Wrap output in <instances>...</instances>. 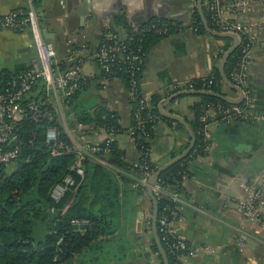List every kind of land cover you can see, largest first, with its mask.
Segmentation results:
<instances>
[{
	"label": "crops",
	"instance_id": "1",
	"mask_svg": "<svg viewBox=\"0 0 264 264\" xmlns=\"http://www.w3.org/2000/svg\"><path fill=\"white\" fill-rule=\"evenodd\" d=\"M31 1L40 14L41 24H45L42 30L53 33L50 39L57 58L65 61L66 66L79 65L80 72L89 76L99 72L96 53L111 36L127 37L156 19L169 20L174 26L172 31L150 43L141 72L145 96L151 98L159 93L160 101L175 92L177 82L213 76V69L219 67L224 51L233 42L232 37L198 28L197 0H0V13L26 8ZM218 1L226 9L220 20H235L253 35L248 84L258 118L227 121L217 117L209 121L206 153L193 154L187 160L190 176L182 183L184 202L174 227L194 248L181 264H264V0H250L245 10L235 11L231 9L237 0ZM203 4L209 22L219 29L220 21L212 13L210 0H203ZM39 59L40 50L31 28L20 31L0 27V73L8 70L16 74ZM102 81L107 84L105 87L91 83L83 90L82 99L92 106L106 104L119 111L125 129L116 134L115 140L125 158L134 162L140 151L128 131L133 105L129 92L119 78ZM223 89L232 96L239 94L226 83ZM199 100V94H182L166 108L183 115L193 125L194 105ZM66 118L67 115L62 117L70 134ZM179 123L161 118L154 128L150 157L156 164L169 161L189 144V130ZM76 134H70L73 143L78 138ZM106 135L104 127H92L86 137L100 142ZM119 170L123 178L119 228L74 252L61 264H162L144 235H152V231L144 228L143 211L139 209L133 221L127 223L125 198L136 192L132 200L138 204L140 190L128 181L129 174ZM251 187H261L258 206L262 213L256 219L246 217L239 207L240 199L249 194ZM120 233H125L124 243L117 241L122 239Z\"/></svg>",
	"mask_w": 264,
	"mask_h": 264
},
{
	"label": "trees",
	"instance_id": "2",
	"mask_svg": "<svg viewBox=\"0 0 264 264\" xmlns=\"http://www.w3.org/2000/svg\"><path fill=\"white\" fill-rule=\"evenodd\" d=\"M203 6L207 15V8L204 4ZM196 15L199 19L198 28L206 31L197 10ZM155 23L157 25L152 26ZM163 24L167 27L165 33L159 30V26ZM173 27L169 20L162 18L154 20L149 25L140 26L138 30L128 34L127 40L130 45L135 49L141 47L146 53L141 68L136 74L139 82L150 43L169 34ZM241 46L242 44L229 56L226 63V72L231 79L233 78L231 71ZM96 62L99 72L93 76L82 74L79 87L67 97L66 120L71 126L76 125L77 122H83L94 127L114 129L118 133L125 129L119 111L106 104L92 106L82 99V92L93 82H97L100 87H105L107 84L102 80L113 78L121 79L129 92L131 66L116 59L109 71L101 65L97 57ZM59 64L61 68L67 67L63 60H59ZM17 75L18 73L13 74L3 70L0 73V92L8 85L16 84ZM211 76L193 79L195 87L209 86L224 92V81L218 66L213 69V82L210 83ZM44 87V81L39 79L30 95L32 97L46 96ZM199 97L200 100L194 105L195 119L192 122L197 134L193 149L185 158L175 162L159 175V181L171 190H182L183 176L188 172V158L193 154L206 153L208 139L204 134L205 121L201 119V115L205 112L208 103H213L216 108L219 105H230L229 101L213 95L199 94ZM160 99L159 93L152 94L150 110L161 118L172 121L159 111ZM129 100L133 104L131 125H135L137 122L135 113L138 110L146 113L148 108L139 109L137 100L130 94ZM44 106L51 110V117L42 115L33 118L26 115L16 122L9 145L17 146L19 153L11 166H8L11 164L9 163L2 164L0 167V264H61L74 252L91 245L100 236L115 233L121 224L122 211L121 180L123 178L120 176L119 169L122 172L132 171L139 174L141 167L135 164L144 162L143 154L134 162L128 161L115 140L111 143V152L106 162L85 155L82 161L84 167L82 176L72 169L77 154L72 150L73 141L66 130L56 102L53 98L45 97ZM49 126H56L60 130V141L67 147L58 154L52 153V144L46 139V130ZM153 131L154 129H151V137ZM136 138L138 147L144 151L150 149V138H145L141 132L136 134ZM145 158L151 169L158 168L159 165L151 159L150 155H145ZM67 174H72L75 182L63 198L56 202L51 196V190ZM132 178L134 181H131ZM131 179L129 178L128 181L132 185L135 184V188L143 189L135 177ZM175 204V201L166 196L160 197L159 215L164 206L174 207ZM74 219H87L88 222L77 224L73 222ZM162 241L167 249L170 264H180L181 261L177 255L169 249L164 239ZM148 242L149 247L157 253L162 262L153 234Z\"/></svg>",
	"mask_w": 264,
	"mask_h": 264
},
{
	"label": "built area",
	"instance_id": "3",
	"mask_svg": "<svg viewBox=\"0 0 264 264\" xmlns=\"http://www.w3.org/2000/svg\"><path fill=\"white\" fill-rule=\"evenodd\" d=\"M250 4V0H237L236 6L233 5L232 11L240 8L245 10ZM210 8L218 21H220V30L237 31L241 36L240 44H242L240 51L237 54V61L231 71L232 80L241 85L245 92L244 100L241 103H231L229 106L219 105L217 108L214 104L209 102L205 112L201 115V119L205 121L204 134L207 137L209 119H216L220 117L227 121H255L258 118L254 112V95L248 84V70L251 63V42L253 35L248 28L243 24L232 20H220L226 9L219 3L218 0H210ZM157 23L152 26H156ZM0 27L11 28L15 30H26L31 28L35 34L36 42L40 50V59L34 62L31 66L24 70H20L17 75V83L8 85L0 92V167L2 164L12 163L19 153L17 146H10L13 138L15 124L18 120L26 115L33 118L40 116L51 117V110L44 106L45 97L53 98L56 102L60 114L65 118V106L67 97L80 85L79 65L71 64L66 68H61L59 59L57 58V50L53 40L44 36L40 14L35 5L30 2L26 8H15L5 13H0ZM139 29V28H138ZM136 29V30H138ZM160 32H166L167 27L159 26ZM127 37L117 38L111 36L106 42H103L96 53L101 65L110 71L111 64L119 59L131 66V90L129 94L137 100L140 108H148L146 113L138 110L135 113L136 124L128 128L129 134L137 143L136 134L141 132L145 138L151 137V129H154L161 119V116L150 110L152 104L150 98L142 93L141 81L137 78V70L141 68L145 57V51L141 47L133 48L128 42ZM248 39V40H246ZM238 46V47H239ZM237 47V48H238ZM39 79H42L45 84L46 96L32 97L30 92ZM108 80V79H106ZM209 82H213V76L210 77ZM196 88L194 80H188L184 84H174V91ZM211 88V87H207ZM243 103V105H241ZM149 123V126H148ZM67 127L72 132L77 133L78 138L73 143V151L77 154V159L72 165V169L76 170L82 176L84 175V167L82 164L85 155L97 158L99 160H108L107 157L111 152V143L116 139V132L114 129L105 128L107 131L106 137L100 142H94L86 136L90 128L94 127L91 124L77 122L76 125L71 126L66 121ZM68 131V130H67ZM69 133V132H68ZM69 134V135H70ZM71 136V135H70ZM46 139L52 144V153L58 154L67 147L60 141V130L56 126H49L46 130ZM140 155L143 154L144 162L136 163L141 167L139 174L129 171L127 172L131 177H135L138 183L146 190V184L149 177L155 171L151 169L146 162L145 155L150 154V149L143 150L138 147ZM189 174L186 172L184 178ZM75 179L72 174H67L63 180L57 182L52 190L51 196L57 202L63 198L65 193L74 184ZM264 186V184H262ZM154 192L159 199L166 196L175 201L174 207L164 206V209L158 216V227L162 239L165 240L169 249L177 255L181 262L183 257L187 254L193 253L191 244L178 233L174 227V222L180 216V211L184 202L182 193L179 190H171L158 180L153 185ZM261 187L249 188V194L239 201L241 212L250 219H256L262 213L258 206L259 194ZM68 206V204L66 205ZM66 208V207H65ZM54 209V207H52ZM74 223L84 224L88 222L87 219H74ZM197 250V249H196ZM195 252V250H194ZM180 262V264H181Z\"/></svg>",
	"mask_w": 264,
	"mask_h": 264
},
{
	"label": "water",
	"instance_id": "4",
	"mask_svg": "<svg viewBox=\"0 0 264 264\" xmlns=\"http://www.w3.org/2000/svg\"><path fill=\"white\" fill-rule=\"evenodd\" d=\"M197 8L199 11V14L201 16L204 28L209 31L210 33L225 37L229 36L233 38L232 44L229 45V47L224 51L220 64H219V71L221 74V77L228 86L236 89L239 94L237 96H232L227 93L215 90L213 88H207V87H202V88H185L181 90H177L161 100L158 104L159 111L161 114L165 117L171 118L173 120H176L182 124H184L190 133V141L187 147L182 150L179 154L171 158L169 161L161 164L158 166V168L153 172V174L149 177L148 183L146 184V191L147 194L152 202V216H151V231L153 234V237L155 239V242L158 246L159 252L162 256V264H170V259L169 255L167 252V249L165 248L162 237L159 232V227H158V216H159V199L157 198L156 193L154 192L153 185L154 183L158 180L160 173L167 169L169 166L174 164L175 162L185 158L193 149L196 139H197V134L194 126L190 124L187 119L176 112L170 111L166 108L167 104L175 99L176 97L182 95V94H209L213 95L216 97H219L223 100L229 101L231 103H241L244 100L245 97V92L244 89L241 85L235 83L227 74L226 72V63L228 61L229 56L237 49V47L240 44L241 36L239 32L237 31H228V30H220L217 28H214L211 23L209 22V19L205 13L204 7H203V0H197ZM43 27L45 24H41ZM44 36L47 38H51L53 36L52 32H49L46 28L43 30Z\"/></svg>",
	"mask_w": 264,
	"mask_h": 264
},
{
	"label": "rangeland",
	"instance_id": "5",
	"mask_svg": "<svg viewBox=\"0 0 264 264\" xmlns=\"http://www.w3.org/2000/svg\"><path fill=\"white\" fill-rule=\"evenodd\" d=\"M141 81V80H140ZM186 81H188V80H186ZM186 81H180V82H177L178 84H184ZM141 83H142V81H141ZM176 83V84H177ZM143 92V91H142ZM143 94H144V92H143ZM145 95V94H144ZM151 138L152 137H150V142H151ZM151 149V148H150ZM150 155V154H149ZM189 175L186 177V178H184V179H187V178H189V176H190V173L189 172H187ZM139 190V189H138ZM137 190V191H138ZM140 192V199H139V202H138V204L136 203L135 204V202L132 200V196L133 195H135L136 194V192H130L129 193V195L128 196H126V198H125V201H126V203H125V207H124V209H125V212H126V215H127V223H131L132 221H133V219H134V214L136 215V212L139 210V209H141V211H143V214H144V228H145V230L147 231V232H151V216H152V202H151V200H150V198H149V196L146 194L147 193V191L145 190V189H142V190H140V191H138V193ZM142 192V193H141ZM135 205H136V207H135ZM145 206V207H144ZM180 217V216H179ZM179 217H177V219L179 218ZM176 219V220H177ZM175 220V221H176ZM124 228V227H123ZM145 232V231H144ZM148 233V234H149ZM144 235H146V236H148V238H149V240H150V234L149 235H147L146 233L144 234ZM143 235V236H144ZM120 236H122V239L121 238H119V239H117V241L118 242H125L124 240L126 239V236H125V233H120ZM145 236V237H146ZM133 239H134V237H133ZM135 240H137V239H135ZM183 263V262H182Z\"/></svg>",
	"mask_w": 264,
	"mask_h": 264
}]
</instances>
